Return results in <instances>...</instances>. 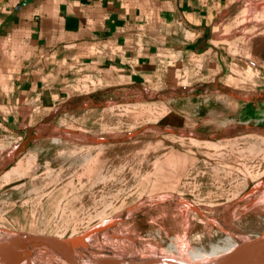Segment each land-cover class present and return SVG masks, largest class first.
I'll use <instances>...</instances> for the list:
<instances>
[{
  "label": "crops",
  "instance_id": "0c3cea01",
  "mask_svg": "<svg viewBox=\"0 0 264 264\" xmlns=\"http://www.w3.org/2000/svg\"><path fill=\"white\" fill-rule=\"evenodd\" d=\"M139 130L182 140L158 164L235 140L264 177V0H0V231L58 237Z\"/></svg>",
  "mask_w": 264,
  "mask_h": 264
},
{
  "label": "rangeland",
  "instance_id": "374dc122",
  "mask_svg": "<svg viewBox=\"0 0 264 264\" xmlns=\"http://www.w3.org/2000/svg\"><path fill=\"white\" fill-rule=\"evenodd\" d=\"M127 138L124 141H132L133 149L131 144L122 149L109 145L106 166L87 164V214H45L46 232L60 238H74L100 224L110 223L111 232L122 233L140 244L168 248L181 239L189 248L217 253L231 243L229 235L252 240L263 237L264 177L248 182L240 174L248 171L244 157L250 158L253 151L242 148L235 140L229 145L214 149L205 146L201 150L188 143L186 158L173 154L170 163L163 165L158 164L162 162L158 158L163 151L151 149L147 143L166 141L180 145L182 140L151 130H139ZM261 153L264 155V151ZM100 176L103 180L97 181ZM162 195L183 198L194 212L168 204L178 201L173 199L145 206L146 200ZM106 201L108 211L103 212ZM56 216H59L57 222ZM206 217L229 235L204 222ZM81 244L78 240L73 243L75 247ZM83 244L92 246L93 237H86Z\"/></svg>",
  "mask_w": 264,
  "mask_h": 264
},
{
  "label": "bare ground",
  "instance_id": "6f19581e",
  "mask_svg": "<svg viewBox=\"0 0 264 264\" xmlns=\"http://www.w3.org/2000/svg\"><path fill=\"white\" fill-rule=\"evenodd\" d=\"M168 199L178 200L173 204L185 211L194 212L193 207L183 198L173 195H162L156 199L146 200L145 206L153 203H166ZM196 214V213H195ZM204 217V216H203ZM115 220V219H114ZM116 221V220H115ZM204 222L225 232L215 221L203 218ZM110 224V223H109ZM109 224L96 226L91 233L94 244H72L74 254L56 244L12 243L15 235L0 231V264H260L258 256L260 242L246 237L229 235L231 243L217 253L216 250L201 252L187 246L183 240L172 243L168 248L140 244L122 233H113ZM101 232L102 234H98ZM184 239V238H183ZM79 252V254H76Z\"/></svg>",
  "mask_w": 264,
  "mask_h": 264
},
{
  "label": "water",
  "instance_id": "95a60500",
  "mask_svg": "<svg viewBox=\"0 0 264 264\" xmlns=\"http://www.w3.org/2000/svg\"><path fill=\"white\" fill-rule=\"evenodd\" d=\"M137 133H132V134L128 135V137L131 138V137L135 136ZM33 138L34 137L31 135V133L28 132L26 138L21 142L17 151L18 152L24 151L28 147V145L30 144V142L32 141ZM95 229H96V227H93L90 230L81 234L80 236L74 237V238H60L57 236L31 235V234L16 233V232H5V231L4 232L15 235L14 239L11 241L12 243L56 244V245H59V246L65 248L71 254H74L72 244L77 240L88 237L89 235H91L92 232H94ZM258 256L261 259L260 264H264V235H263V237L260 238V247H259Z\"/></svg>",
  "mask_w": 264,
  "mask_h": 264
}]
</instances>
